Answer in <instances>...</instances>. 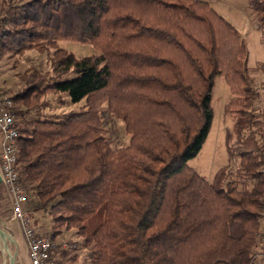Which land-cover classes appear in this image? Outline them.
Wrapping results in <instances>:
<instances>
[{
    "label": "trees",
    "instance_id": "trees-1",
    "mask_svg": "<svg viewBox=\"0 0 264 264\" xmlns=\"http://www.w3.org/2000/svg\"><path fill=\"white\" fill-rule=\"evenodd\" d=\"M247 1L264 40V0ZM59 41L99 54L57 50L51 73L27 70L10 97L25 209L49 216L52 241L73 231L87 264H256L264 111L239 31L199 0H0V61ZM217 77L230 88L234 127L229 162L208 182L188 162L210 133ZM49 94L86 109L29 118ZM105 115L123 121L128 146L113 147ZM74 251L59 243L52 258L62 264Z\"/></svg>",
    "mask_w": 264,
    "mask_h": 264
},
{
    "label": "rangeland",
    "instance_id": "rangeland-1",
    "mask_svg": "<svg viewBox=\"0 0 264 264\" xmlns=\"http://www.w3.org/2000/svg\"><path fill=\"white\" fill-rule=\"evenodd\" d=\"M207 2L220 15L226 18L240 33L241 38L245 41L248 50L247 66L249 68V76L252 80L254 88L259 93L256 101L255 109L257 112L264 111V71L259 69L261 63L264 62V40L261 33L257 29L255 16L248 7L247 0H199ZM57 50H65L75 55L76 58H85L99 54L93 46L73 41H59L48 48V52L39 53L36 50L27 51L20 57H5L0 61V92L11 97L16 92L24 88L23 76L29 69H36L41 73H51L50 57ZM76 76L71 73L65 76L62 81L73 80ZM232 98L229 86L224 78L217 77L213 91V112L214 118L208 138L206 139L202 149L198 155L188 162V166L194 169L201 177L208 182H212L216 172L229 162L226 150V137L232 133L234 120L225 114V107ZM46 104L33 110L29 118L37 117L59 119L73 111H83L86 109V101L73 103L67 94H49L44 97ZM109 129L108 138L112 141L114 148H124L129 145L130 135L125 131L123 121L104 116ZM235 141L231 139V144ZM239 160L232 162V168L236 169ZM10 208L7 193L5 189L0 187V219L9 220L12 216L7 213ZM33 225L43 236L49 237L51 222L49 216L41 212L37 217L31 214ZM103 222L94 220L97 224ZM2 225L5 222L0 221ZM14 233L20 241L22 252V240L18 228L15 223L12 224ZM58 244H67V248L76 247V251L68 255L62 264H87L86 249L82 248L83 240L78 238L73 231L66 232L63 237L57 239ZM3 241L0 238V261L1 264H10L8 253L3 250ZM10 252L15 251V243L11 242ZM24 264H31L26 258L24 252ZM3 257V258H2ZM77 257V260H70ZM70 260V261H69ZM16 264V263H14ZM20 264V263H18Z\"/></svg>",
    "mask_w": 264,
    "mask_h": 264
},
{
    "label": "built area",
    "instance_id": "built-area-1",
    "mask_svg": "<svg viewBox=\"0 0 264 264\" xmlns=\"http://www.w3.org/2000/svg\"><path fill=\"white\" fill-rule=\"evenodd\" d=\"M20 133L16 126V117L13 113L11 98L0 92V177L1 186L5 189L12 218L18 222L28 249L31 264H55L52 254L57 248L56 243L48 236L41 235L33 225L30 213L25 209L27 195L19 183V174L16 170L18 158V139ZM264 176V159L261 166ZM264 226V211L262 215ZM63 247H67L63 244ZM261 255H264V232L259 240Z\"/></svg>",
    "mask_w": 264,
    "mask_h": 264
},
{
    "label": "crops",
    "instance_id": "crops-1",
    "mask_svg": "<svg viewBox=\"0 0 264 264\" xmlns=\"http://www.w3.org/2000/svg\"><path fill=\"white\" fill-rule=\"evenodd\" d=\"M39 213H41V212L35 213L37 215V217L39 216ZM0 221L5 222V225H2L0 223V229L4 232V235H5L4 238H3V236H0V238L3 241V243H2L3 244V250L8 253V257L10 259V264H11V258L14 259V263H16V264H18V263L24 264V260L25 259H24V256H23L22 253L24 252L26 258L29 260L28 249H27L26 241H25V239L23 237V234L21 232V229H20V226H19L18 222L13 220L12 217L9 220H6V221L0 219ZM13 223L16 224V226L18 228V231H19V234L21 236L23 252H22L20 241L18 240V238L16 237V235L14 233L13 226H12ZM11 242L12 243L14 242L16 244L15 245V251H13V253H12V251L10 252V244L9 243H11ZM256 264H264V255H260L257 258Z\"/></svg>",
    "mask_w": 264,
    "mask_h": 264
},
{
    "label": "water",
    "instance_id": "water-1",
    "mask_svg": "<svg viewBox=\"0 0 264 264\" xmlns=\"http://www.w3.org/2000/svg\"><path fill=\"white\" fill-rule=\"evenodd\" d=\"M1 183H2V179L0 177V185H1ZM0 236H3V238L5 237L4 232L1 229H0ZM11 264H14V259L13 258H11Z\"/></svg>",
    "mask_w": 264,
    "mask_h": 264
}]
</instances>
